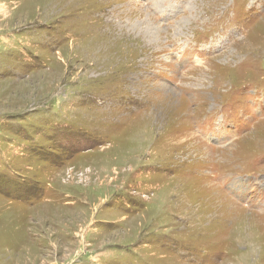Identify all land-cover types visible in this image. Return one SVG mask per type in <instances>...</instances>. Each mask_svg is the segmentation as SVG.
<instances>
[{
    "label": "rangeland",
    "instance_id": "obj_1",
    "mask_svg": "<svg viewBox=\"0 0 264 264\" xmlns=\"http://www.w3.org/2000/svg\"><path fill=\"white\" fill-rule=\"evenodd\" d=\"M0 264H264V0H0Z\"/></svg>",
    "mask_w": 264,
    "mask_h": 264
},
{
    "label": "bare ground",
    "instance_id": "obj_2",
    "mask_svg": "<svg viewBox=\"0 0 264 264\" xmlns=\"http://www.w3.org/2000/svg\"><path fill=\"white\" fill-rule=\"evenodd\" d=\"M152 4L155 3V1L151 2ZM164 5V4H163ZM165 6V5H164ZM165 11V10H164ZM237 183L236 181H234L232 184H231V187H237Z\"/></svg>",
    "mask_w": 264,
    "mask_h": 264
}]
</instances>
